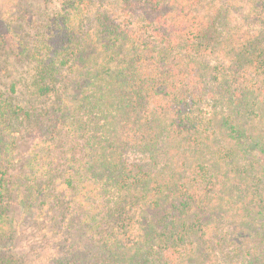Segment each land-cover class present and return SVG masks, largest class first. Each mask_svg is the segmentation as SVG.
I'll list each match as a JSON object with an SVG mask.
<instances>
[{
  "label": "trees",
  "instance_id": "trees-1",
  "mask_svg": "<svg viewBox=\"0 0 264 264\" xmlns=\"http://www.w3.org/2000/svg\"><path fill=\"white\" fill-rule=\"evenodd\" d=\"M39 5L0 0V220L82 229L57 264H264V0Z\"/></svg>",
  "mask_w": 264,
  "mask_h": 264
},
{
  "label": "rangeland",
  "instance_id": "rangeland-1",
  "mask_svg": "<svg viewBox=\"0 0 264 264\" xmlns=\"http://www.w3.org/2000/svg\"><path fill=\"white\" fill-rule=\"evenodd\" d=\"M40 1L33 0L36 8L43 7L39 5ZM8 3L6 2L3 7ZM54 5L56 7V2ZM109 7L112 5L110 4ZM10 70L11 77L16 78L20 72L27 70V64H13ZM25 75L28 76L27 73ZM31 143L28 135H21L19 157ZM51 229H53V221L50 219L44 224L40 221L37 223L33 218L22 214L19 205H13L9 219L0 220V264H57V260L68 252L70 239L82 241L80 235L83 234V230L77 226L73 230L61 228L59 235L52 234Z\"/></svg>",
  "mask_w": 264,
  "mask_h": 264
}]
</instances>
